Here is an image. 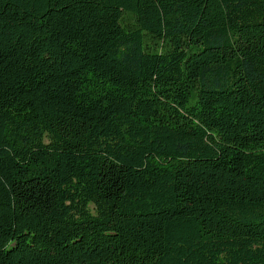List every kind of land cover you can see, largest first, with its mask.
Instances as JSON below:
<instances>
[{"label": "trees", "instance_id": "16d2710c", "mask_svg": "<svg viewBox=\"0 0 264 264\" xmlns=\"http://www.w3.org/2000/svg\"><path fill=\"white\" fill-rule=\"evenodd\" d=\"M0 264H264V0H0Z\"/></svg>", "mask_w": 264, "mask_h": 264}]
</instances>
